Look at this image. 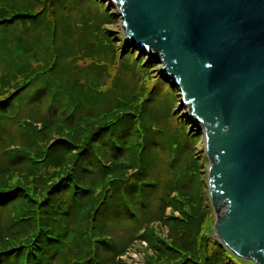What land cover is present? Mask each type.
Instances as JSON below:
<instances>
[{"label":"rangeland","instance_id":"374dc122","mask_svg":"<svg viewBox=\"0 0 264 264\" xmlns=\"http://www.w3.org/2000/svg\"><path fill=\"white\" fill-rule=\"evenodd\" d=\"M26 4L29 5L24 8L31 9L33 3L28 0L20 5ZM55 4L64 9L58 11ZM51 5H54L55 12L50 14ZM42 7L46 8L43 17L48 20L57 18L56 39L54 41L49 36L47 42H52L60 53V58L56 60L58 63L63 62L61 80L70 82L76 78L75 94L90 100L82 106L77 104L78 101L75 104L70 101L71 94L68 95V101L64 99L66 92L60 97L54 96L51 101L53 111L59 114L53 116H61V123H67L69 127L58 128L53 125L55 121L47 122L49 125L44 132L45 141L40 143L41 138L34 135L35 146L38 148L35 151L43 153L46 143L53 141L56 136H74V141L83 140L91 129L101 122H107L100 140L102 146H94L95 156L99 159L98 169L83 179L90 186L88 192L91 193L81 201L74 202L70 215L60 214L62 224L69 231L68 236L61 239L65 240V245L59 259L52 263L86 264L88 260H93L92 264H165L172 259L181 264H226L225 252L217 245L218 240L213 233L216 213L209 198V163L203 129L200 122L194 123L188 116L190 106L180 103L181 97L176 87L169 86L161 62H149L148 52L138 51L130 43L127 47L130 52L122 49V41L117 37L124 31L121 16H108L109 11L115 14L118 11L112 0H74L73 3L68 0H43L40 6H33L32 12H38ZM15 8L17 4L13 6V11ZM99 75L103 76L99 79ZM12 77L17 75L3 76L0 83L10 81ZM24 81L13 79L9 88L14 84L17 89L15 95L24 93L25 101L34 97L35 94L31 93L35 89L30 87L26 90L28 86ZM77 83L82 84L80 89ZM47 105L46 99L41 106L34 105L31 109L29 106H21L25 108L24 113L20 112L16 125L8 124L9 128L12 126L13 135L18 133V126L24 124H32L39 132L43 131L45 120L36 119L33 114L43 117L47 113ZM60 108H65L66 114L61 115ZM91 110L93 112H89ZM130 110L140 112L135 126L137 134L129 137L134 145L115 155V150L109 146L108 131L121 117L126 120L124 113ZM11 113L8 111L7 115ZM71 116L77 118V123L73 124L66 119ZM122 123L124 127L125 121ZM9 136L8 139L0 138V178L11 183L22 179L25 174L29 179L32 176L24 167H10L11 154L21 148L27 152L23 147L26 143H19ZM117 155L118 160L113 162L112 158ZM33 157L41 160L39 158L42 155ZM59 158L50 163L49 172L44 178L46 182L54 181L66 170L62 166L67 160V154L61 153ZM115 163L122 164V172L116 175L123 178L125 183L128 182L127 186L132 190L133 199L128 200L131 209L128 213L119 212L114 217L107 214L95 219L96 207L102 209L99 203L101 196L113 182L111 178H114L113 175L104 176L107 171L103 167L110 168V165H117ZM138 189L144 194H138ZM67 193L64 199L69 198L70 202V196L74 194L70 191ZM61 204L64 210L67 205L63 202ZM11 207L0 208V234L4 239L19 236H8L5 228L9 227L4 225L7 219L16 222L22 218L19 216L21 213H28L24 204L21 206L14 203ZM18 208H22V212L18 213ZM15 214L18 216L14 217ZM38 225L37 222L31 225L26 241L36 232ZM17 242L19 240L13 241L14 244ZM172 245L179 248L177 252L170 249ZM102 246L111 251L102 253L99 250ZM236 263L240 264L239 261Z\"/></svg>","mask_w":264,"mask_h":264},{"label":"water","instance_id":"95a60500","mask_svg":"<svg viewBox=\"0 0 264 264\" xmlns=\"http://www.w3.org/2000/svg\"><path fill=\"white\" fill-rule=\"evenodd\" d=\"M112 2L201 124L216 239L264 264V0Z\"/></svg>","mask_w":264,"mask_h":264},{"label":"trees","instance_id":"16d2710c","mask_svg":"<svg viewBox=\"0 0 264 264\" xmlns=\"http://www.w3.org/2000/svg\"><path fill=\"white\" fill-rule=\"evenodd\" d=\"M28 1L33 4H31V9L26 10L24 7L29 4L20 5L26 2V0H17V3L15 0H0V3H3L0 7V78L12 74L17 75V77H12V79L6 83H0V87L3 88V90L0 91V138L8 139L7 136L9 134L10 139L12 138L19 143H26L27 146L24 145L23 147H25L27 152L21 148V150L11 154L13 156L11 158L10 167H24L25 171L32 176L27 179L24 174L22 179H17L15 182L11 183L0 178V208L7 209L11 207V204L19 203L21 206L23 204L27 206L25 210L28 212L26 214H24V212L21 213L19 216L22 218L16 220V222L7 219V222L4 224L9 227L5 228L9 237L13 235L19 236L18 238L4 239L3 235L0 234V264H53L52 262L55 261V259H59L63 251V246L65 245V240L61 239L67 237V232L69 231L65 224H62L63 222L60 220V214L68 213L70 215V208L74 206V202L81 201V199L91 193L88 192L90 186H88L83 179L87 177L88 174L92 173V171L98 169L99 159L95 156L96 152L94 151V146H102L100 140L103 136V130L107 126V122H101L91 129L90 134L85 136L83 140L74 141V139H72L74 136L72 135V137L56 136L53 140L54 142L51 141L46 143V149L43 153L37 152L38 148L35 146L34 135L40 137V143H43L46 139V133L44 134V132L49 125L47 122L55 121L53 125L58 126V128L59 126L69 127V124L61 123V116L60 118L54 117L59 114L53 111V104L51 101L54 96L58 95L60 97L66 92L63 96L64 99L68 101V95L71 94L69 96L70 101L74 104L78 101L77 104L82 106L89 102L90 98L83 97L82 99L78 93L75 94L76 78L70 82L61 80L62 76H60V74L63 62L60 61L58 63L56 60L60 58V53L52 42L51 44L47 42L49 36L52 40L56 39L58 31L55 29L57 26V18H50L48 20L46 17H43L46 11L45 7H42L38 12H32L34 9L33 6H40L43 0ZM73 1L74 0H68L70 3H73ZM15 4H17V8L13 11V6H15ZM51 7L50 14L51 12H55L53 10L55 7H57L58 11L64 9L56 4L55 7L54 5H51ZM108 10L109 7L106 8L107 12ZM108 14L110 17H117L113 11H109ZM61 17H59V19ZM58 26L60 27V20L58 21ZM117 37L122 41V49L130 52L127 48L128 43H126L123 34L120 33ZM61 40H63V37ZM147 59L149 62L156 60L154 56L148 54ZM102 76L103 75H99L98 78L100 79ZM13 79L17 81L25 79L24 83L28 86L25 89L28 90V88L34 87L35 90L31 93L35 94H33L34 97H30L24 101V93L19 92L15 95L17 89L14 87V84L9 88V84ZM81 85L82 84L77 83L79 89ZM169 86L175 88L171 83H169ZM46 99L48 100V105L46 107L47 113L43 117H38L36 114H33L36 119L40 120V118H42V120H45L43 123V131L39 132L40 130H37L32 124H24V126L20 127L17 125L18 133L13 135L11 132L12 126L9 128L8 124L13 126L16 125L18 116L21 115L20 112L24 113L25 109L20 107L29 106L28 108L31 109L34 105L41 106ZM16 108H18V110H16ZM60 109L62 111L61 115H64L66 112L65 108ZM8 111H10V113L12 111L15 113L7 115ZM89 112L93 111L91 110ZM124 116H126V120H122L121 117L117 123H113L109 128L110 130L108 129L109 131L107 130L109 133L107 139H110L109 146L115 150V155L122 149L126 151L131 148L134 144L129 141V137L132 134H137L135 126L140 112L130 110V112H125ZM180 116L182 117V115ZM115 118L113 119L116 120ZM66 119L72 121L73 124L74 122L77 123L76 117L71 116V118L68 117ZM122 121H125L124 127L122 126ZM120 125L123 128H121ZM0 142L2 141L0 140ZM35 149L37 151H35ZM61 153L67 154V160L62 166V168L66 170L60 173L54 181L46 182L44 178L45 174L49 172L50 163L55 160V158L60 159L59 156ZM34 155H42V157L39 158L41 160L34 158ZM117 160L118 155L112 158L113 162ZM69 163L72 167H68L70 166L68 165ZM115 164L117 165H110L111 169L107 168V166L103 167L105 168V172L107 171L104 176L109 175L110 177L113 175L114 178H111L113 182L110 186H105V191L101 196V201H99L102 209L100 210L98 209L99 207H96L95 219L100 218V216L104 217L107 214L114 217L119 212L128 213L131 209L128 200L131 201V199H133L132 190L128 188V182L125 183L123 178L116 175L122 172V164ZM69 191L71 194H74L70 196V202L68 201L69 198L64 199V196L68 195L67 192ZM139 192H141V190L138 191V194ZM140 194L143 195L144 193L141 192ZM149 194L150 192H148V196ZM61 196H63V199ZM62 202L67 205L64 210L61 209V207H63L61 204ZM125 202L127 204L126 207ZM18 210V213H20L23 209L18 208ZM17 216L16 214L14 215V217ZM36 222L39 224L38 229L32 234V237H28L30 239L26 241V237L28 236L27 233L31 230L29 228H31V225H35ZM55 225H60V227L57 228ZM7 229H12V231ZM16 240H19V242L14 244L13 241ZM100 241L106 244L105 240L103 241L101 239ZM217 245L225 252L226 264H237V261H239L240 264H255L251 260H244L237 255H233L225 246L219 244L218 241ZM170 249L177 252L179 248L172 245ZM99 250H101L102 253L111 251L106 246L99 247ZM89 258L90 257L87 259ZM92 261L93 260H88L86 264H92ZM165 264L181 263L178 260L173 261L169 259V262Z\"/></svg>","mask_w":264,"mask_h":264}]
</instances>
